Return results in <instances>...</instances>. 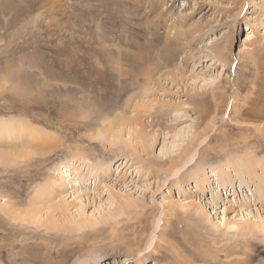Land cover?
<instances>
[{
	"label": "rangeland",
	"instance_id": "1",
	"mask_svg": "<svg viewBox=\"0 0 264 264\" xmlns=\"http://www.w3.org/2000/svg\"><path fill=\"white\" fill-rule=\"evenodd\" d=\"M244 2L0 0V264H264Z\"/></svg>",
	"mask_w": 264,
	"mask_h": 264
},
{
	"label": "bare ground",
	"instance_id": "2",
	"mask_svg": "<svg viewBox=\"0 0 264 264\" xmlns=\"http://www.w3.org/2000/svg\"><path fill=\"white\" fill-rule=\"evenodd\" d=\"M250 29H251V27H250L248 30H250ZM249 35H250V34H249ZM2 132H4V134L7 135V136H9V135H14V134L17 133V131H15V129H13L12 124H9V125H7V126H3L2 128H0V133H2ZM27 135L32 136V131H31V129L28 131ZM193 159H194V156H193V154H192V155L189 157V159H186V160H185V164H188L189 162H192ZM61 183H62V182H61ZM64 185H65V184H64ZM229 225L235 227L233 224H229ZM149 244H150V243H149ZM150 247H151V245L149 246V248H150ZM152 248H153V247H152ZM152 248H150V249L152 250ZM101 261H102V260H101Z\"/></svg>",
	"mask_w": 264,
	"mask_h": 264
},
{
	"label": "snow or ice",
	"instance_id": "3",
	"mask_svg": "<svg viewBox=\"0 0 264 264\" xmlns=\"http://www.w3.org/2000/svg\"><path fill=\"white\" fill-rule=\"evenodd\" d=\"M253 5L248 3L247 0H245L243 7L238 15V20L243 21V19L250 14V10H252ZM251 26V20L249 21V28ZM232 68L235 69L236 65H232Z\"/></svg>",
	"mask_w": 264,
	"mask_h": 264
}]
</instances>
